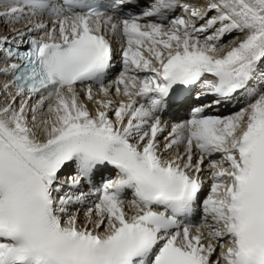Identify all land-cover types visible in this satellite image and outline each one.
Returning a JSON list of instances; mask_svg holds the SVG:
<instances>
[{
  "label": "snow or ice",
  "instance_id": "6c2138e0",
  "mask_svg": "<svg viewBox=\"0 0 264 264\" xmlns=\"http://www.w3.org/2000/svg\"><path fill=\"white\" fill-rule=\"evenodd\" d=\"M6 2L0 17L20 22L27 8L29 19L11 40L0 36V75L11 77L0 82V264H264V0H154L125 18L132 0H110L111 14L85 0ZM45 14L48 23L31 18ZM105 29L127 44L108 86ZM205 74L215 104L237 93L249 102L228 116L194 107L161 144L176 86ZM113 87L126 99L111 98ZM109 167L117 178L93 188L81 222L73 206L89 194L74 190ZM201 204L204 222L182 223Z\"/></svg>",
  "mask_w": 264,
  "mask_h": 264
},
{
  "label": "bare ground",
  "instance_id": "6f19581e",
  "mask_svg": "<svg viewBox=\"0 0 264 264\" xmlns=\"http://www.w3.org/2000/svg\"><path fill=\"white\" fill-rule=\"evenodd\" d=\"M150 1H152L154 3V0H150ZM203 2H204V0H180L181 5L187 4L189 6H200V5H202ZM6 8H7L6 0H0V12H3ZM28 11H29V9H27V8L24 9V15L22 18H20V22H16L17 18H19V17H7V16L0 17V36H7L11 40V38L15 35L14 29H26L27 21L29 19L28 15H27ZM182 14H183V8L182 7L177 8L174 11L169 12L168 20L163 21V23H165V26L167 27L169 25V21L171 19L175 18V16H179ZM31 18L43 20V22H45V23H48V19H49L43 15H38L36 17H31ZM154 19L151 18V20H153L152 22H154V23H160L161 22L160 19H158L157 17ZM29 35L38 37L39 35H42V33H31ZM236 35H239V34L238 33L230 34V35L226 36L222 42L224 44H228ZM226 38H228V39H226ZM111 44H112V49L114 52V59H113L114 66H113V69H111V73H112L116 68L119 67L120 49L123 51V49L127 47V44H126V39L121 34L113 36L111 39ZM145 55H147V53H145ZM2 58H3L2 54H0V60H2ZM2 66H3V64L0 63V67H2ZM140 75H141V77H143L145 75V73H140ZM6 79H10V77L0 75V82H3ZM206 79H211V78H206ZM202 84H203L202 81L198 82L194 86V88L189 92L188 95H186L185 97H183L182 99H180L178 101H173L171 103L170 107L164 111L166 113V115L176 118L175 115L178 113H183L184 111H186L188 106H196V105L200 104V103H195V104L190 105V102H192L194 99H197V100L201 99V103H206L209 106L207 109V112L205 114H207V115H220V116L232 115L235 113V112H233V110L238 109V108H242V107L246 106L247 103L249 102V98L245 94L237 93L232 99L221 100V102L219 104H215L214 101L219 99V98L213 94L207 93L206 90L203 89ZM105 86H108V84ZM98 89H99V87H93L94 94L98 91ZM100 98H102V97L101 96L97 97V99H100ZM111 98H113L115 100L126 99V98H123L120 96H116L115 91H113V90H112V97ZM2 102H3V95L0 94V103H2ZM35 102H36L35 99H33L32 103L35 104ZM193 102H195V101H193ZM88 106L90 109H93V110L96 107L91 102H88ZM45 111H46V107H45ZM113 119H114V117H113ZM169 139H171V137ZM176 152L183 153V145L178 146V147H174L170 152H166L165 158H167L169 155L176 154ZM207 162H208V160L206 159L205 163H207ZM208 169H209V165L207 163L205 166H203V171L198 174L203 181L204 180L206 181V182H204V186H203V189L201 192V199H202L203 195H205L208 192V188L210 189L211 182H212L211 175L208 174V172H207ZM73 172L74 171H72V169L65 168L61 171L60 176H62V178H65L64 176L66 174L75 175ZM65 190H67V189H65ZM74 191L76 192L77 195L79 194V192H81V190H78V189L74 190ZM93 202H94L93 196H89V199L86 201L85 204L73 206V210H75L76 208H79L81 222L84 221V212L86 211L87 207L92 205ZM198 208L202 209V204L198 205ZM199 215L201 216L200 219L203 223L204 222L203 210H202V212L199 213ZM65 219H67V217H65ZM208 223H211V221L209 220ZM217 255H218V253H217ZM215 258L216 257L214 256L213 259H215Z\"/></svg>",
  "mask_w": 264,
  "mask_h": 264
},
{
  "label": "rangeland",
  "instance_id": "374dc122",
  "mask_svg": "<svg viewBox=\"0 0 264 264\" xmlns=\"http://www.w3.org/2000/svg\"><path fill=\"white\" fill-rule=\"evenodd\" d=\"M229 38V37H228ZM228 38H226V39H228ZM241 108H238V109H235V110H233V112H236V111H239ZM219 159L220 158V156H219V154H216V159ZM208 163V162H207ZM207 163H205L203 166H205ZM207 172H208V174H210V169H208L207 170ZM211 175V174H210ZM209 178V177H208ZM210 191V189L208 188V192ZM207 192V193H208ZM207 193L205 194V195H203V197H202V199L207 195Z\"/></svg>",
  "mask_w": 264,
  "mask_h": 264
}]
</instances>
